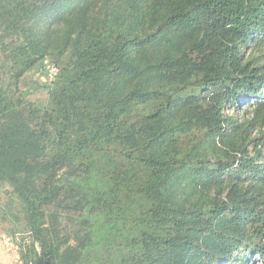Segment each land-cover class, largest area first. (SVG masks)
<instances>
[{
	"label": "trees",
	"instance_id": "trees-1",
	"mask_svg": "<svg viewBox=\"0 0 264 264\" xmlns=\"http://www.w3.org/2000/svg\"><path fill=\"white\" fill-rule=\"evenodd\" d=\"M252 45L264 0H0V186L34 239L23 263L264 260ZM49 61L47 101L26 100Z\"/></svg>",
	"mask_w": 264,
	"mask_h": 264
},
{
	"label": "rangeland",
	"instance_id": "rangeland-1",
	"mask_svg": "<svg viewBox=\"0 0 264 264\" xmlns=\"http://www.w3.org/2000/svg\"><path fill=\"white\" fill-rule=\"evenodd\" d=\"M246 53L249 58L258 64H264V47L252 45ZM41 64L30 71L20 83V95L26 100L35 104H43L47 101V89L53 75L48 71L47 66L53 64ZM54 65V64H53ZM51 66V65H50ZM210 90V88H209ZM252 100V99H250ZM248 105V103H247ZM242 106H246V103ZM228 113L233 114L232 109ZM10 187L0 186V264H24L22 255L30 251L34 239L31 232L25 227V221L21 215L18 201L8 193ZM12 200V201H11ZM14 201V202H13ZM14 234L12 230L17 226ZM16 225V226H15ZM40 243L36 242L37 253H41ZM246 253V251H243ZM263 264L261 256H255L251 264ZM234 264H240L235 262Z\"/></svg>",
	"mask_w": 264,
	"mask_h": 264
},
{
	"label": "built area",
	"instance_id": "built-area-1",
	"mask_svg": "<svg viewBox=\"0 0 264 264\" xmlns=\"http://www.w3.org/2000/svg\"><path fill=\"white\" fill-rule=\"evenodd\" d=\"M48 71L54 76L57 74L58 69L55 66H47Z\"/></svg>",
	"mask_w": 264,
	"mask_h": 264
}]
</instances>
